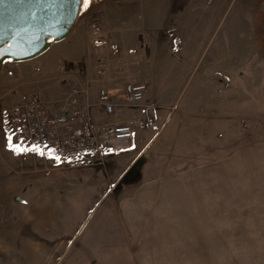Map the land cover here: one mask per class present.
Listing matches in <instances>:
<instances>
[{"label": "rangeland", "instance_id": "374dc122", "mask_svg": "<svg viewBox=\"0 0 264 264\" xmlns=\"http://www.w3.org/2000/svg\"><path fill=\"white\" fill-rule=\"evenodd\" d=\"M129 83L148 89L122 103L139 122L132 168L131 153L60 164L9 150L10 105L59 109L76 88L120 100ZM0 264H264V0H91L66 40L6 62Z\"/></svg>", "mask_w": 264, "mask_h": 264}, {"label": "built area", "instance_id": "2783aa9c", "mask_svg": "<svg viewBox=\"0 0 264 264\" xmlns=\"http://www.w3.org/2000/svg\"><path fill=\"white\" fill-rule=\"evenodd\" d=\"M174 46L175 51L180 52L182 40L176 38ZM123 91L120 100L104 92L97 103L90 104L76 88L59 109L48 106L39 97L12 104L1 116L3 136L6 139V134L15 130L14 143L22 141L25 147L47 145L61 159H50L47 154L42 157L60 164L90 157L103 159L126 152L139 122L124 120L122 103L131 107L140 105L148 89L144 84L129 83Z\"/></svg>", "mask_w": 264, "mask_h": 264}, {"label": "water", "instance_id": "95a60500", "mask_svg": "<svg viewBox=\"0 0 264 264\" xmlns=\"http://www.w3.org/2000/svg\"><path fill=\"white\" fill-rule=\"evenodd\" d=\"M82 2L71 8L65 0L0 2V74L6 62L36 60L53 44L66 40L78 21Z\"/></svg>", "mask_w": 264, "mask_h": 264}, {"label": "crops", "instance_id": "0c3cea01", "mask_svg": "<svg viewBox=\"0 0 264 264\" xmlns=\"http://www.w3.org/2000/svg\"><path fill=\"white\" fill-rule=\"evenodd\" d=\"M74 48L75 49H77V47H72V51H71V55L72 56H70V58L73 60L74 59V57H73V55L74 56H76V51L74 50ZM83 91H85V90H87V89H85V88H81ZM88 92H89V89L87 90ZM93 92V91H92ZM87 95V97L88 98H92L93 100H96V99H94L95 98V93L93 92V97H92V94H90V93H87L86 94ZM85 95V96H86ZM86 97V98H87ZM97 97V96H96ZM87 98V99H88ZM141 117L143 118V120H144V124H146L147 122H146V120H147V118H146V116H145V114L144 115H141ZM137 126L135 127V133H134V138L131 140V142H130V148H129V150H127L126 152H123L124 154H126V153H131V154H134V156H133V158L131 159V160H129V162H127L123 167H125V169H130V168H132L137 162H138V160H139V155H138V157H137V154L139 153L138 152V149H139V142L137 141V139L135 138V135H136V131H137ZM123 153H118V154H122V155H124ZM126 156V155H125ZM123 158V157H122ZM128 166V167H127ZM129 192H133V191H129ZM141 192H142V190L140 189V192H138L139 194H141ZM133 196H135V198L134 199H132V200H126L128 197H132V196H125L124 197V199H120V202L122 203V202H124L125 204H126V206L127 207H130V206H132V208H131V210L133 211V208L134 207H136L135 205L136 204H141V203H147V201L149 200V201H151V202H153V200L151 199V194H145V196H146V199H144L143 200V196H139V195H133ZM156 196H158V197H156L155 198V202H158V200L160 199L159 198V195H156ZM195 198V199H194ZM194 199V200H193ZM193 200V202H195L196 200H198V197H192L191 199H190V201H192ZM140 207H141V205H140ZM137 208V207H136ZM161 208V207H160ZM138 209V208H137ZM144 208H140L139 210H143ZM162 210V209H161ZM132 215H133V213H132ZM159 217H160V215H159ZM138 225H143V223H137ZM164 250H166V249H164Z\"/></svg>", "mask_w": 264, "mask_h": 264}, {"label": "snow or ice", "instance_id": "6c2138e0", "mask_svg": "<svg viewBox=\"0 0 264 264\" xmlns=\"http://www.w3.org/2000/svg\"><path fill=\"white\" fill-rule=\"evenodd\" d=\"M0 2H3V0H0ZM23 0H14V3H21ZM91 0H83L82 2V8L84 10L89 9ZM65 3L68 5L69 8H71V5L73 3H79V0H65ZM7 49H5L6 51ZM14 134L15 130H13L10 133L6 134L7 144L10 151L16 153V154H22L24 152H35L40 156H44L47 154L50 159H54L56 161H59L61 158L57 155H55L54 149H48L47 145L40 146V145H31L29 147H25L23 145V142L17 144L14 143ZM26 203V201H24Z\"/></svg>", "mask_w": 264, "mask_h": 264}]
</instances>
